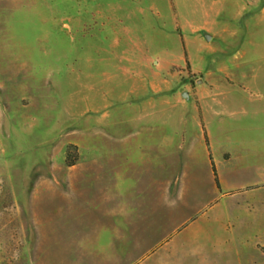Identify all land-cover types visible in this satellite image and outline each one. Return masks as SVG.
<instances>
[{"label": "rangeland", "instance_id": "1", "mask_svg": "<svg viewBox=\"0 0 264 264\" xmlns=\"http://www.w3.org/2000/svg\"><path fill=\"white\" fill-rule=\"evenodd\" d=\"M0 264H264V0H0Z\"/></svg>", "mask_w": 264, "mask_h": 264}, {"label": "water", "instance_id": "2", "mask_svg": "<svg viewBox=\"0 0 264 264\" xmlns=\"http://www.w3.org/2000/svg\"><path fill=\"white\" fill-rule=\"evenodd\" d=\"M206 38H207V40H210V39H211V36L206 35ZM182 96H183L185 99H188V98H189V94H188L187 92H183Z\"/></svg>", "mask_w": 264, "mask_h": 264}, {"label": "trees", "instance_id": "3", "mask_svg": "<svg viewBox=\"0 0 264 264\" xmlns=\"http://www.w3.org/2000/svg\"><path fill=\"white\" fill-rule=\"evenodd\" d=\"M216 182H217V184L219 185V182H218V179L216 178Z\"/></svg>", "mask_w": 264, "mask_h": 264}]
</instances>
